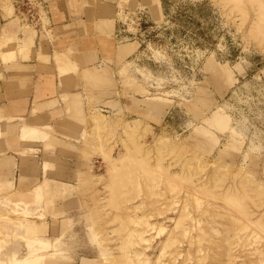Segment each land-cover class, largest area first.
<instances>
[{"label": "rangeland", "instance_id": "374dc122", "mask_svg": "<svg viewBox=\"0 0 264 264\" xmlns=\"http://www.w3.org/2000/svg\"><path fill=\"white\" fill-rule=\"evenodd\" d=\"M121 1L140 45L120 71L129 91L108 102L114 130L98 127L79 217L91 238L49 248L94 247L100 264H264V0ZM21 229L0 217V259Z\"/></svg>", "mask_w": 264, "mask_h": 264}, {"label": "crops", "instance_id": "0c3cea01", "mask_svg": "<svg viewBox=\"0 0 264 264\" xmlns=\"http://www.w3.org/2000/svg\"><path fill=\"white\" fill-rule=\"evenodd\" d=\"M37 1L32 24L18 14V0H0V201L14 214L0 217L22 228L18 252L0 262L31 255L41 264L60 254L74 256L70 264H100L94 247H49L68 234L91 238L79 217L93 190L98 127L114 130L108 102L129 91L120 71L140 44L121 0ZM45 191L56 197L45 200Z\"/></svg>", "mask_w": 264, "mask_h": 264}, {"label": "built area", "instance_id": "2783aa9c", "mask_svg": "<svg viewBox=\"0 0 264 264\" xmlns=\"http://www.w3.org/2000/svg\"><path fill=\"white\" fill-rule=\"evenodd\" d=\"M18 14L29 23L36 24L39 19V2L37 0H19Z\"/></svg>", "mask_w": 264, "mask_h": 264}, {"label": "bare ground", "instance_id": "6f19581e", "mask_svg": "<svg viewBox=\"0 0 264 264\" xmlns=\"http://www.w3.org/2000/svg\"><path fill=\"white\" fill-rule=\"evenodd\" d=\"M247 1H249V2H251L252 4L253 3H255V1L256 0H247ZM255 27L256 26H254V27H251V31L254 29L255 31H254V33H256L257 31H260V28L259 27H256V28H258V29H255ZM258 33V32H257ZM261 34V31L257 34V35H259V40L261 41V40H264V34H261V35H263V36H261L260 35ZM101 115L102 114H100V113H97L96 114V118H97V121H98V119L101 117ZM98 116H100V117H98ZM94 120H96V119H94ZM100 121V120H99ZM110 171V170H109ZM12 195H14V194H12ZM16 197V196H15ZM13 197L11 196V198L10 199H12ZM31 198V197H30ZM24 200H26V199H24ZM25 203H26V201H24ZM38 261V257H37V259L36 258H32L31 257V255H29V256H23V257H15V256H13L10 260H9V264H36V262ZM0 264H3L2 262H0Z\"/></svg>", "mask_w": 264, "mask_h": 264}, {"label": "trees", "instance_id": "16d2710c", "mask_svg": "<svg viewBox=\"0 0 264 264\" xmlns=\"http://www.w3.org/2000/svg\"><path fill=\"white\" fill-rule=\"evenodd\" d=\"M161 1V6H164L165 0H160ZM188 22V19L186 20V23Z\"/></svg>", "mask_w": 264, "mask_h": 264}]
</instances>
